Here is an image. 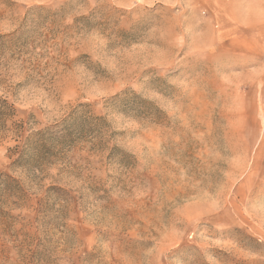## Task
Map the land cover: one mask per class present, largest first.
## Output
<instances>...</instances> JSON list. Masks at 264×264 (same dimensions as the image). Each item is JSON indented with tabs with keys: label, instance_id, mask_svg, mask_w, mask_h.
<instances>
[{
	"label": "rangeland",
	"instance_id": "1",
	"mask_svg": "<svg viewBox=\"0 0 264 264\" xmlns=\"http://www.w3.org/2000/svg\"><path fill=\"white\" fill-rule=\"evenodd\" d=\"M238 1L0 0V264H264Z\"/></svg>",
	"mask_w": 264,
	"mask_h": 264
},
{
	"label": "crops",
	"instance_id": "2",
	"mask_svg": "<svg viewBox=\"0 0 264 264\" xmlns=\"http://www.w3.org/2000/svg\"><path fill=\"white\" fill-rule=\"evenodd\" d=\"M225 10L233 12L231 3H223ZM238 15H234V20L240 27L260 29L261 37L264 41V0H239ZM232 17V16H231Z\"/></svg>",
	"mask_w": 264,
	"mask_h": 264
}]
</instances>
